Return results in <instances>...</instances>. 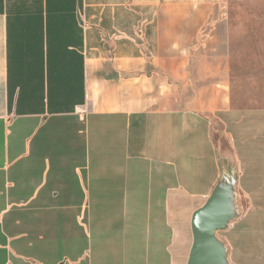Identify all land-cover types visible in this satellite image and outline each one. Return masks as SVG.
Returning <instances> with one entry per match:
<instances>
[{"label":"crops","instance_id":"crops-1","mask_svg":"<svg viewBox=\"0 0 264 264\" xmlns=\"http://www.w3.org/2000/svg\"><path fill=\"white\" fill-rule=\"evenodd\" d=\"M220 1L0 0V264H188L229 182L227 264H264Z\"/></svg>","mask_w":264,"mask_h":264},{"label":"rangeland","instance_id":"rangeland-1","mask_svg":"<svg viewBox=\"0 0 264 264\" xmlns=\"http://www.w3.org/2000/svg\"><path fill=\"white\" fill-rule=\"evenodd\" d=\"M218 14L229 22L236 99L241 105L253 103L254 108L264 112V0H221ZM245 141L247 148L255 146L259 163H264V130L258 138ZM250 161L248 157L247 162ZM255 206L254 210L264 211V187Z\"/></svg>","mask_w":264,"mask_h":264},{"label":"water","instance_id":"water-1","mask_svg":"<svg viewBox=\"0 0 264 264\" xmlns=\"http://www.w3.org/2000/svg\"><path fill=\"white\" fill-rule=\"evenodd\" d=\"M233 183L221 184L206 205L194 213V245L188 264H227L224 246L217 233L226 229L233 218Z\"/></svg>","mask_w":264,"mask_h":264}]
</instances>
